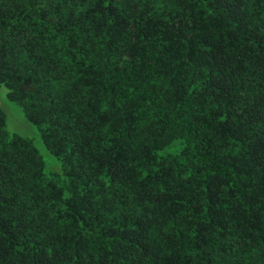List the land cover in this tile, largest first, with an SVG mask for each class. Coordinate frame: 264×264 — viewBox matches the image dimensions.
I'll return each instance as SVG.
<instances>
[{"label":"trees","instance_id":"16d2710c","mask_svg":"<svg viewBox=\"0 0 264 264\" xmlns=\"http://www.w3.org/2000/svg\"><path fill=\"white\" fill-rule=\"evenodd\" d=\"M0 264H264V0H0Z\"/></svg>","mask_w":264,"mask_h":264},{"label":"rangeland","instance_id":"374dc122","mask_svg":"<svg viewBox=\"0 0 264 264\" xmlns=\"http://www.w3.org/2000/svg\"><path fill=\"white\" fill-rule=\"evenodd\" d=\"M6 92V87L0 84V109L5 117L4 130L8 134L30 139L44 162L45 173L57 171V162L41 144L36 128L25 120L19 107L7 99Z\"/></svg>","mask_w":264,"mask_h":264}]
</instances>
